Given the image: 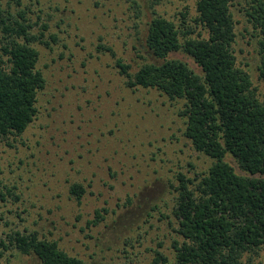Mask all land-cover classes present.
Listing matches in <instances>:
<instances>
[{"label":"rangeland","instance_id":"obj_1","mask_svg":"<svg viewBox=\"0 0 264 264\" xmlns=\"http://www.w3.org/2000/svg\"><path fill=\"white\" fill-rule=\"evenodd\" d=\"M20 1L18 6L0 0V7L13 14L22 10L30 34L39 37L32 46L45 86L25 131L0 139V240L9 247L14 233L36 232L84 264H154L160 254L166 261L158 264H174V243L182 242L174 215L178 174L192 180V188L213 159L184 135L185 100L155 88L128 87L116 60L129 64L131 74L143 63L160 61L145 43L155 16L182 30L187 26L191 36L207 37L196 22L197 0ZM247 1L231 0L232 46L264 101L261 35L246 13ZM3 36L0 31V45ZM168 57L200 73L187 54ZM226 159L244 174L234 158ZM73 183L85 190L79 200L70 192ZM256 260L264 264V247ZM0 262L41 264L15 247Z\"/></svg>","mask_w":264,"mask_h":264},{"label":"trees","instance_id":"obj_2","mask_svg":"<svg viewBox=\"0 0 264 264\" xmlns=\"http://www.w3.org/2000/svg\"><path fill=\"white\" fill-rule=\"evenodd\" d=\"M230 3L196 1V22L207 30V37L191 36L187 26L182 30L174 21L155 16L145 43L160 61L143 63L131 74L129 64L116 60L128 87L155 88L170 99L185 100L180 113L186 117L184 135L196 151L213 159L192 188V180L178 174L174 215L182 242L174 243V264H260L256 258L264 247V101L258 98L248 72L237 64ZM247 3L246 13L261 35L258 71L264 81V0ZM180 15L186 25V12ZM0 24L4 34L0 45L1 139L22 134L33 121L45 78L36 67L38 51L32 46L40 39L30 34L25 13H6L0 7ZM172 52L187 54L200 73L179 58H169ZM227 154L244 174L227 161ZM70 190L77 200L85 191L78 183ZM96 217L102 219L98 211ZM11 247L36 255L41 264H84L57 241L39 238L36 232L14 233L9 247L0 240V258ZM160 259L166 261L160 254L154 264Z\"/></svg>","mask_w":264,"mask_h":264}]
</instances>
